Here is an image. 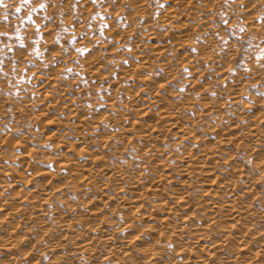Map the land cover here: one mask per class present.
<instances>
[{
	"label": "bare ground",
	"instance_id": "bare-ground-1",
	"mask_svg": "<svg viewBox=\"0 0 264 264\" xmlns=\"http://www.w3.org/2000/svg\"><path fill=\"white\" fill-rule=\"evenodd\" d=\"M124 1L133 11L118 3L117 9L105 8L112 18L122 16L123 22L116 26L112 18L107 20L112 29L105 31L103 42L129 39L128 50L136 62L113 66L115 78L109 83V95H104L111 112L86 115L82 103L64 87L58 69L51 67L46 76L33 74L41 84L35 92L44 96V102L35 101L41 107L33 116L38 129L33 136L50 124L49 114L40 115L63 98L65 106L59 104L58 110L67 109L71 138L52 142L58 152L44 157L53 164L50 170L37 163L40 151L30 145L20 144L17 152L5 156L19 166L0 168V264H35L41 254L54 258L56 264L73 254L88 264H264V188L260 193L253 186L264 185V100L242 103L239 93L253 78H243L239 71L230 74L225 59L230 47L219 46L208 35L214 28L211 11L220 1L163 0L156 12L149 9L148 0ZM237 3L244 5L240 8L244 27L255 34L264 32L253 0ZM226 11L223 16L231 12ZM157 24L165 32L158 31ZM137 28L142 30L137 33ZM83 45L88 51L77 58L79 73L106 77L100 70L98 43ZM52 56H59V51ZM261 63L263 56L249 63L248 72L257 74L255 67ZM154 65L165 76L155 73ZM181 67L190 72L187 86L178 97H167L160 91L166 88L164 81L179 75ZM209 72L214 73L212 78ZM189 87L197 90L196 96L186 92ZM194 102L214 122L200 118V110H193L190 119L185 111ZM226 106L231 116L224 113ZM22 113L31 115L23 109ZM248 119L252 122L244 123ZM169 135L174 140L166 143ZM24 137L30 141V135ZM116 141L133 144L139 163H108L98 149L91 148L94 144L120 150ZM240 157L251 170L243 169ZM62 187L75 192L77 201L61 194Z\"/></svg>",
	"mask_w": 264,
	"mask_h": 264
},
{
	"label": "rangeland",
	"instance_id": "rangeland-1",
	"mask_svg": "<svg viewBox=\"0 0 264 264\" xmlns=\"http://www.w3.org/2000/svg\"><path fill=\"white\" fill-rule=\"evenodd\" d=\"M123 1L124 0H120V2L119 1L116 2L115 0H97V3H93L92 0H84V1L82 0H44V1L43 0H29V5L27 7H24L21 12L17 13L15 9L16 7H18V5H20V0H6V1L4 0V5L0 6V33H7V36H0V58H2V65H3L2 66L3 71L0 72V99H1L0 100V137H2L0 140V162H2L0 163L1 169L9 165L17 167L18 163L17 161H15L14 158H12L11 156L9 158L8 157L5 158V156L7 155L8 151H9V154L14 153V151L17 152L20 148L19 145L21 144L24 146L30 145V147L33 146L32 148L38 149L40 151L39 155H41V157L37 159V163L39 165L41 164L43 167L45 166L46 169L50 170L52 169L53 164L50 161L44 159V157L46 158L51 153L53 155H56V152H58V149L54 147L53 145L54 142H58V141L63 142V139L67 141V140H70L69 138H71L70 131L72 128V121L70 122V117H69V114H67V109L66 107H64L63 109L58 110L59 109L58 107L60 106L59 104H62V106H65V100L63 98L58 99L59 102L57 103L54 102V105L51 104V106L49 107L50 110L45 109L43 114L40 115L43 118H45V116L49 114L50 116L47 117L48 116L47 115L46 117L48 119L47 118L46 119L49 121L50 124H52V121L54 122L52 126L56 125L55 129L54 127L52 128V126H50L49 124L46 131L41 132V134L37 137L33 136V132L38 130V129H35L37 128V124L33 123L34 121L33 116L37 114L36 112L39 107L37 106L36 103L44 102V99H43L44 96L35 92V89L37 88V86L41 85V84H38L40 83L39 81L40 79L34 78L35 74H38V75L41 74L42 76H46V74L47 75L49 74L46 72H51L53 70L52 68L56 70L58 69L59 75H60V78H61V81L64 87L67 88L69 92H71L69 94L70 96L74 97L76 100L78 98L77 101L82 103V105L84 106V112L86 113V115L90 114V115L98 116L103 111L107 113L111 112L110 107L104 103H105V97L109 95L108 94L109 93V90H108L109 83L111 80L115 78L113 66H115L116 63L118 64L124 63L125 65L126 62L129 60L132 62L134 61L136 62V58L133 57V55H131L128 50V46H129L128 44H132L131 41H129V39L125 40L124 38V40L120 42V40L118 41L117 38L116 39L112 38L109 41H107V43H106V40L103 42V40L106 39V36H104L105 31L107 29H110V30L112 29V27L109 26V23L108 22L106 23V21L113 19L114 24H117V23L120 24L123 22V19L121 18L122 16L119 17V15H117L116 17L112 18L111 13L108 14L105 12V8L117 9L118 7L117 3L119 4V6L120 5L123 6V8L130 5L126 1L124 2ZM219 1H220L221 6L219 4L217 5V7H215L216 11L215 9L214 11H211V13L213 14V17H211L212 19H210V21L212 20L211 21L212 24L214 23V28L208 33V35L212 38L214 37L215 41L218 44L220 43L219 46H222L223 48L225 45H226L225 46L226 48L230 47L229 48L230 50L228 48L227 49L229 52L230 51L232 52H230L231 54L229 53L230 54L229 56L226 55L225 57V59L228 60L226 61L228 63L230 74L235 75L237 71H239L238 73L241 75V77L244 76L243 78L246 77L248 79L251 76L253 78V80H248L249 82L248 81L245 82V85L242 88L241 93H239L242 103H244L243 101L247 103H252V102H259L261 100H264V76H263L264 75V65H262L264 63H261V65L260 64L256 65L255 69H256L257 74L255 73L250 74L251 71L249 70L250 68L248 66L250 62L257 61L261 59L262 57V56H259V54L261 50H264L263 44L261 43V42H264V32L262 33L258 32L259 35H257L258 33L255 34L254 32L249 31L247 27H244L245 26L243 23L244 13L242 12V9L240 10V8H243L244 5L242 6L241 4L242 6L241 7L240 4L237 3V0H229V3H228L229 5H227L226 8H224L225 7L224 0H219ZM43 2L47 5V7L44 9H41L39 8V5ZM148 3L151 5V6L149 5L150 6L149 9L151 8L150 10L151 11L153 10V12L158 11L163 6V0H148ZM231 4L233 5L231 6ZM253 4H255L257 8V9H254V14L257 16V21L259 23L264 24V20H263L264 19V0H253ZM75 5H79L78 6L79 8L76 7ZM130 6H128L129 8L128 7L125 8V10L129 9L133 11V9ZM81 7H83V9ZM84 8H86V10ZM33 9H35V11H33ZM226 10H231V12L228 15L223 16L227 12ZM29 16L31 17V19H28ZM4 17H7V20H5ZM45 17H48L50 19H45ZM224 19L227 20V24L224 23L225 21ZM118 24L116 26H118ZM37 26H39V28ZM101 28H102V31H101ZM241 28L243 29V31H241ZM64 29H66V31ZM139 29L137 28L136 30L137 33H139V31L142 30V28H139ZM156 29L160 31L161 33L165 32V27L164 26L162 27V25L160 24L156 25ZM17 30H18V33H17ZM117 32L119 33V31L115 30V33ZM57 34H59V37H60L59 42H57L56 40ZM82 35H83V38L81 39L80 37ZM89 35L91 36L89 37ZM73 36L77 38L76 39L77 42L75 41L74 45L72 43ZM20 41H22L23 43L21 44ZM84 41L85 43L90 42V41L91 42L96 41V43H98L97 48L99 50L101 48L100 52H101V59H102L100 70H101V73L103 72V75H105L106 77H102V76L97 77V78L95 77V79H97L95 81L94 77L91 78L87 74H82L81 72H80L81 74L79 73V68L77 67V64L79 62V59L82 58V56L84 55V52H77L76 49L84 48V45H83ZM101 43L104 45H102ZM105 44H108V45L105 46ZM249 44H251V47L248 46ZM35 49L39 50L40 52L39 56L35 54ZM53 51L55 52L59 51V56L53 57L52 56ZM166 55L171 56L172 54L171 52H168L166 53ZM171 57L173 58V56ZM48 68L49 69L51 68V69L49 70ZM153 68H154L153 70H155V73L160 74V75L163 74V72L157 65H154ZM15 71L16 72L18 71V73H16ZM188 71L189 70L186 69V67H181L179 69V73H178L179 75H177L174 79H166V81H164L166 88L165 89L162 88L160 90L162 94L166 95L167 97L168 96L171 97L173 95H175V97H178L184 90L183 87L186 84L185 82L187 78L190 77L189 76L190 72ZM5 73H7V76H5ZM211 73L214 74L213 72H209L208 73L209 78H212L213 76ZM163 76L165 75L163 74ZM256 76L259 77V78L257 77L259 80L256 78ZM92 80H94L95 82ZM185 86H187V84ZM166 89H167V92H166ZM168 89H169V92H168ZM76 90H77V94H74ZM186 92H189L188 94H190V96L197 95L196 94L197 90L193 89V87H189V89ZM22 97H24V99ZM24 100H26V102ZM27 100L29 102L31 101L33 102L29 104ZM18 104L23 110L26 111V113L31 114V115L28 114L30 117L25 116L24 113L21 114L22 109L19 107ZM242 106L244 107L243 104ZM243 107L241 109H243ZM98 110L100 114L99 113L96 114ZM193 110H200L199 113L197 114L200 118L203 117L205 122H208V121L214 122L213 116L207 114L201 108L198 102L193 103L192 109L187 108L185 111V114H187L188 117H190V119L194 118L195 112ZM223 110L226 115L228 114L231 116V112L229 109H227V106L224 107ZM54 112H56V114ZM251 114H255V110L252 111ZM197 120L199 121V119H197L196 117L194 121H196L195 122L196 127L198 128L197 125L199 122ZM248 121L252 122L251 119H248L244 121V123ZM100 125H103L104 127H106L104 123H101ZM49 128H52V131H51L52 133L48 132V130H51ZM53 132L56 133L55 134L56 137L53 136L54 138L52 137L53 139L51 138L52 139L51 140L49 138H50V134H53ZM26 134L31 136L30 141L24 137V135ZM43 134L48 136L50 143H49V140L47 142L45 140H42ZM168 137H170V139ZM168 137L167 138L169 139V141L167 139V142L165 141L166 143L171 142L170 140L173 139L171 135H169ZM7 139L10 140L9 141L10 143L8 142ZM122 143L123 144L118 143V146H120V150L116 148L107 147V146L97 148L96 146H94V144L91 145V148L98 149L97 154H99V156L101 155V157H103L104 160L108 163L110 162L120 163L121 162V163H126V164L129 163L128 165H131V164L136 165L137 163H139L138 156L135 153L134 145L131 144L130 142L126 143V141H125V144H124V141H122ZM117 150H119V152H116ZM238 159L239 158H237V160ZM240 159L241 160L238 161V163L242 164V166L244 165L243 169L251 170L250 169L251 167H249L250 165H248V163L245 160H242L241 157ZM98 178L102 179V176H99ZM253 186L256 187L255 189H257L260 193L262 192L264 188V185L262 184V182H255ZM61 190H62L61 194H64L66 198H68V200L76 199L77 201L78 199L76 198L77 195L71 189L67 187L65 188L62 187ZM56 198H58V196H56ZM56 198L54 197L53 201L55 204H58L57 201H59V199L57 200ZM257 204L258 203H255L256 207H258ZM53 260L54 258L52 259L50 256L47 257L46 255L41 254L36 258L34 262L35 264L37 263L38 264H56V260L55 261ZM63 261L67 264H84V263L88 264L81 257H79L78 255H74V254L72 255V257L71 255H68L67 258ZM63 261L61 262L62 264H64ZM104 264H110V263L104 262Z\"/></svg>",
	"mask_w": 264,
	"mask_h": 264
},
{
	"label": "snow or ice",
	"instance_id": "snow-or-ice-1",
	"mask_svg": "<svg viewBox=\"0 0 264 264\" xmlns=\"http://www.w3.org/2000/svg\"><path fill=\"white\" fill-rule=\"evenodd\" d=\"M92 2L93 3H97V0H92ZM228 3H229V0H224V6H225V8L227 7ZM3 5H4V0H0V6H3ZM28 5H29V0H20V5L18 7H16L15 11L17 13H19V12L22 11V9L24 7H27ZM75 6L78 7L79 5H75ZM46 7H47V5L45 3H41L39 5V8H41V9H44ZM33 11H35V9H33ZM4 19L7 20V17H4ZM28 19H31V17L29 16ZM45 19H50V18L45 17ZM224 23L227 24V20H225ZM37 27L39 28V26H37ZM64 30L66 31V29H64ZM241 31H243V29H241ZM17 33H18V30H17ZM0 36H7V33H0ZM82 38H83V35L81 36V39ZM59 39H60L59 34H57V37H56L57 42H59ZM76 39L77 38L75 36L72 37V43H73V45L75 44ZM20 43L22 44L23 42L20 41ZM248 46L251 47V44H249ZM76 51L77 52H86V51H88V49L87 48H78V49H76ZM35 54L37 56L40 55V52H39L38 49H35ZM259 55L260 56H264V50H261V52H260ZM2 71H3L2 58H0V72H2ZM6 75H7V73H5V76Z\"/></svg>",
	"mask_w": 264,
	"mask_h": 264
}]
</instances>
